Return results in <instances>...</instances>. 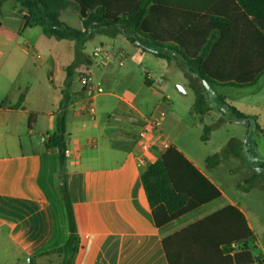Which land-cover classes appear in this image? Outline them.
<instances>
[{"label":"crops","instance_id":"crops-1","mask_svg":"<svg viewBox=\"0 0 264 264\" xmlns=\"http://www.w3.org/2000/svg\"><path fill=\"white\" fill-rule=\"evenodd\" d=\"M69 2L71 6L72 1ZM72 9L78 15L74 6ZM14 11L19 22L5 26L0 23V33L5 31L0 36V64L4 56L1 50L12 41L18 45L19 36L25 35V53L33 46L27 37L33 27L23 28L17 4ZM78 29H82L81 23ZM94 36L101 38L94 47L109 44L124 53L122 66L118 58L107 64H97L82 49L76 67L68 75L65 68L76 55L73 42H69L68 52L60 41L56 44L43 42V58L36 61L33 56L38 72H42L45 66L47 81L58 90V96L53 97L47 110L27 107L26 87L0 73L4 78L0 90V264H30L31 259L36 264H49V252L67 240L58 150L48 148L40 141L42 136L50 137L55 131L60 90L67 85L70 98L65 111V181L79 241L71 264H168L163 239L227 206L235 207L243 215L252 233L251 239L236 245L237 249L245 245L253 258L251 264H264V251L255 253L259 245L258 224L243 200L245 197L225 194L214 172L221 163L207 166V157L203 158L196 149L181 141L185 128L181 116L173 110L172 93L163 87V83L155 86L151 73L145 69H140L144 74L140 79L139 65L127 60L124 47L132 44L123 35L109 37L94 32L91 37ZM165 51L162 52L164 59L154 57L162 61L166 70L171 65L172 69L182 66L179 56L174 52L177 57L171 56L169 52L172 51ZM148 53L144 52V57H149ZM83 72H89L104 89L91 101L84 98L81 88L80 73ZM178 75L185 76L186 84L193 90L200 91L204 87L193 75ZM216 88H228L218 94L222 110L217 106L210 107L206 96L205 106L209 109L204 114L193 111L195 104L187 110L192 127L204 124L205 118L214 128L223 122L240 124L232 115L225 117V108L229 106L255 117L259 129L264 132L261 114L253 110L250 101L247 102L248 109L241 108V102L248 99L243 90L212 87L213 97L217 94ZM7 92L12 93L11 97H7ZM21 94L24 95L21 107L10 109ZM3 101L5 104L1 106ZM87 103H91L93 114L85 109ZM30 114L32 119L28 123ZM231 140L237 144L236 137ZM170 147L181 153L219 191L220 196L157 227L140 177ZM44 157L49 158L47 165L51 171L53 169L48 178L44 171ZM225 196L224 202L220 203ZM23 258H29V263H21Z\"/></svg>","mask_w":264,"mask_h":264},{"label":"trees","instance_id":"trees-1","mask_svg":"<svg viewBox=\"0 0 264 264\" xmlns=\"http://www.w3.org/2000/svg\"><path fill=\"white\" fill-rule=\"evenodd\" d=\"M11 1L18 5L23 28L40 27L46 38L75 43V59L65 68L68 75L76 67L85 42L99 32L109 37L121 34L132 45L157 58L164 59L165 50L174 52L184 61L187 73L207 91L212 87H251L264 76V0H72L82 29L72 28L59 19L60 11L70 4L68 0ZM60 96L55 131L45 145L58 150L68 237L49 253L59 256L60 264H71L79 241L65 181L68 85L60 90ZM23 99L21 94L10 109H19ZM4 104L3 101L1 106ZM208 109L205 98L196 93L193 111L202 115ZM225 110L237 122L254 120L234 107ZM31 119L32 114L28 123ZM254 128L263 133L256 123ZM210 129L204 127V135ZM228 148L208 156L206 165L213 167L227 158ZM255 156L259 157L257 152ZM259 167L264 168V161ZM140 178L157 227L220 196L174 147L168 148ZM245 182L252 185L255 177L250 176ZM251 238L243 215L235 207L227 206L163 239L162 247L168 264H251L253 258L245 245L228 249L231 244ZM30 264L36 263L31 259Z\"/></svg>","mask_w":264,"mask_h":264},{"label":"rangeland","instance_id":"rangeland-1","mask_svg":"<svg viewBox=\"0 0 264 264\" xmlns=\"http://www.w3.org/2000/svg\"><path fill=\"white\" fill-rule=\"evenodd\" d=\"M14 5V2L11 0L0 3V23L2 25H11L15 22H19L20 19L14 11ZM72 6L71 4L66 10L62 11L61 21L72 28L78 29L81 21L76 11L72 9ZM4 32L5 31H2L0 36H2ZM24 36H19L17 40L18 45L15 41H12L1 50L4 56H2L0 64V73L9 76V78L16 80L20 85L26 87L25 105L27 107H37L47 110L50 108L53 97L58 96V90L47 81L48 72L45 66H42V72H38L39 67L34 61L33 56L39 54L43 58L45 47L43 42L56 44L58 41L45 38L40 27H33L32 31L27 36L33 46L25 53L23 51L25 46L23 44ZM100 39L99 36L88 39L84 44L83 51L86 54H90L91 49L98 44ZM60 42V44L64 46L62 48L67 49L68 52L69 42L73 41L64 40ZM133 46L134 45H126L124 50L128 62H134L139 65L138 74L140 79H143L144 76L140 69H145L148 73H151L155 86L158 87L160 83H163V87L172 93V101L175 104L173 110L181 116L183 127L185 128L181 141L196 149L203 158L214 155L226 146L229 147V156L221 160V164L218 167L216 166L217 169L214 172L218 175L221 189L225 194L233 197H245L242 199L245 201L258 224L257 234L259 245L255 253L264 251V168L259 167L264 161V135L260 134L254 128V123L257 124L256 118L254 117L252 121L241 122L238 125H228L226 122H223L218 128L212 127L210 120L205 118L204 124L198 125V128L192 127L187 119V110L195 104L196 93L202 95L204 98L206 96L209 97L207 103L210 107L217 106L222 110V100H220L218 94L223 93L224 90L228 88H216L217 94L214 97L212 96L213 91L209 90L208 92L204 87L200 91L193 90L186 84V77L178 75L187 74L185 71L186 66L184 61L173 52H169V54L177 57L182 66L172 69L171 65L170 69L166 70L162 61L157 60L151 53H148L147 56L149 57H144L145 51L141 49L135 51L133 49L135 46ZM2 74L0 75V90L3 88L4 78ZM176 86L180 87L183 92L177 91L175 88ZM236 90H243V92H245L244 96L248 97V99L241 102V108L248 109L247 102L250 101L249 104L252 106L253 110L259 111L261 114V121L264 125V76L260 78L255 85ZM209 93L211 95H209ZM11 95V92H7V97H11ZM225 102L229 105L228 99H226ZM225 114V117H230L231 115L229 110H226ZM216 124L217 123L214 125ZM204 127L211 128L209 134L204 135ZM247 131L248 137L244 138ZM199 137H206L207 139L198 141ZM232 137L238 139L237 144H234L235 140H231ZM256 152L259 157L255 156ZM48 159V157L43 158L44 171L47 178L48 174L52 175L53 172V169L51 171V168L47 165ZM250 176L255 177V182L252 185L245 182ZM225 198L226 196L220 200V203H223ZM54 207L56 209L55 205ZM48 255L51 257L49 264H60L61 258L59 256L52 253Z\"/></svg>","mask_w":264,"mask_h":264},{"label":"built area","instance_id":"built-area-1","mask_svg":"<svg viewBox=\"0 0 264 264\" xmlns=\"http://www.w3.org/2000/svg\"><path fill=\"white\" fill-rule=\"evenodd\" d=\"M2 1V0H0ZM91 59L97 64H107L112 62L115 58L119 59V65L122 66L124 63V53L121 50L115 49L113 46L109 44H100L94 47L90 53ZM34 59L36 61L41 60V56L39 54L34 55ZM81 88L84 94V98L88 101L93 100L96 96L102 94L104 92L103 87L99 82H97L94 77L89 72H83L80 75ZM85 109L93 114V108L91 103H87ZM155 124H158L155 122ZM49 139L48 135H44L40 138L41 143H46ZM67 151L65 150V154ZM230 250L237 249L235 244H231L229 246Z\"/></svg>","mask_w":264,"mask_h":264},{"label":"water","instance_id":"water-1","mask_svg":"<svg viewBox=\"0 0 264 264\" xmlns=\"http://www.w3.org/2000/svg\"><path fill=\"white\" fill-rule=\"evenodd\" d=\"M175 88H176L177 91L183 92L180 87L176 86ZM21 263H29V258H23L21 260Z\"/></svg>","mask_w":264,"mask_h":264}]
</instances>
